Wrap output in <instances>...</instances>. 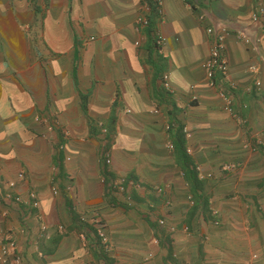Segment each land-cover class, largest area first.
<instances>
[{"label":"crops","instance_id":"1","mask_svg":"<svg viewBox=\"0 0 264 264\" xmlns=\"http://www.w3.org/2000/svg\"><path fill=\"white\" fill-rule=\"evenodd\" d=\"M254 5L0 0V233L19 264H264ZM208 28L227 31L225 77L207 78Z\"/></svg>","mask_w":264,"mask_h":264},{"label":"built area","instance_id":"2","mask_svg":"<svg viewBox=\"0 0 264 264\" xmlns=\"http://www.w3.org/2000/svg\"><path fill=\"white\" fill-rule=\"evenodd\" d=\"M250 19L252 25L264 28V0H255V5L253 7ZM206 32L211 39L209 55L204 60V68L207 72V78H215L217 74H221L225 77L227 76L228 72V63L224 55L225 38L227 36V31L223 28L218 31L212 28H208ZM238 40L246 45L250 43L249 37L244 32L238 33ZM250 69L252 71H255L256 68L252 66L250 67ZM166 86L169 87L168 84H166ZM221 96L225 100L227 99L224 96V92H221ZM170 148H172V146H170ZM107 163H110L109 159ZM226 168L228 167L226 166ZM22 176V174L19 175V177ZM10 185L11 187H13L15 184L11 183ZM111 186L112 190L115 192L124 193L126 190L123 179L112 182ZM158 192L162 193L163 190L158 188ZM159 224H165L164 220L160 219ZM172 230H174V228H172ZM4 232L0 233L1 239L4 242V244L0 248V264H19L20 258L13 253V250L15 249L14 238L12 239V237L9 236V234L7 233L8 231Z\"/></svg>","mask_w":264,"mask_h":264}]
</instances>
